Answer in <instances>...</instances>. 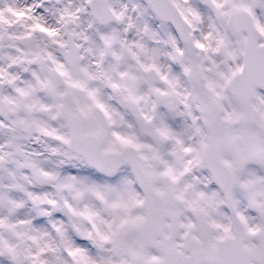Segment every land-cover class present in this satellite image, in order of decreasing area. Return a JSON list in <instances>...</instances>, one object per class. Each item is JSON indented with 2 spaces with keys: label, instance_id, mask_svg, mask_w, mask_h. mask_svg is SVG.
Segmentation results:
<instances>
[{
  "label": "snow or ice",
  "instance_id": "1",
  "mask_svg": "<svg viewBox=\"0 0 264 264\" xmlns=\"http://www.w3.org/2000/svg\"><path fill=\"white\" fill-rule=\"evenodd\" d=\"M0 264H264V0H0Z\"/></svg>",
  "mask_w": 264,
  "mask_h": 264
}]
</instances>
